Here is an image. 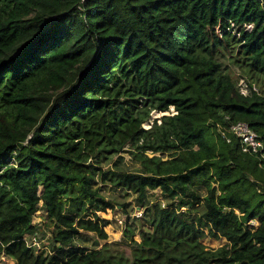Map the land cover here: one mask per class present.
Wrapping results in <instances>:
<instances>
[{
	"label": "trees",
	"instance_id": "trees-1",
	"mask_svg": "<svg viewBox=\"0 0 264 264\" xmlns=\"http://www.w3.org/2000/svg\"><path fill=\"white\" fill-rule=\"evenodd\" d=\"M239 121L262 151L241 152L227 133ZM99 185L142 214L90 249L75 243L106 241L98 213L114 210ZM42 209L47 255L23 241ZM0 257L264 264V0H0Z\"/></svg>",
	"mask_w": 264,
	"mask_h": 264
},
{
	"label": "rangeland",
	"instance_id": "rangeland-1",
	"mask_svg": "<svg viewBox=\"0 0 264 264\" xmlns=\"http://www.w3.org/2000/svg\"><path fill=\"white\" fill-rule=\"evenodd\" d=\"M231 74L234 78H238V85L239 88H241L243 91L245 90L244 83L245 79L243 78V82H240V79H242L241 70L238 69L236 66H231L230 68ZM246 84V83H245ZM256 87V86H255ZM258 88V87H256ZM259 89V88H258ZM260 90V89H259ZM155 118H159L158 115L152 114L150 119L143 124V128L148 129L149 127L153 126L152 121ZM128 151V150H126ZM155 156H159V154H155ZM163 156V155H162ZM164 159L167 158V156H163ZM115 160V158H113ZM121 167L122 169L126 171H135L136 167L133 165V163L130 162V156L128 152H125L122 154V161H121ZM97 188L100 190V196L107 201L108 203L112 204L114 206V210L106 211L105 213H98V215L101 218L107 219L110 221L111 225L108 228V230L105 232L108 235V239L106 241H98L94 235L92 234H83L84 236L79 237V240L76 241L75 244L82 245L87 248H96L97 246L100 247L105 243H113L117 242L120 239L122 227L117 224V219H126L128 218L130 221H132L133 217H136L137 214L141 215L142 211L135 206L134 198L133 196L127 195L123 190L113 189L109 185H99ZM150 194H153L150 195ZM149 199L153 201H159L163 202L160 197L159 190H155L153 192H150L148 194ZM139 217V216H137ZM254 225H257L256 221H253ZM33 225L36 226V233L31 234L27 241L33 243L35 245L33 249L36 251L37 249L44 252L46 255L49 254L50 249V235L52 231V225L50 222L46 219V212L44 210H40L39 216L35 217L33 219ZM139 229V228H138ZM135 241H139V236L136 235L134 237ZM225 240H215L212 238H205L202 240V244L207 249H217L222 247L225 244ZM121 252H123L126 256L129 255V251L126 248H120ZM5 260L0 258V264H4Z\"/></svg>",
	"mask_w": 264,
	"mask_h": 264
},
{
	"label": "built area",
	"instance_id": "built-area-1",
	"mask_svg": "<svg viewBox=\"0 0 264 264\" xmlns=\"http://www.w3.org/2000/svg\"><path fill=\"white\" fill-rule=\"evenodd\" d=\"M252 27L253 26L251 24L246 25L245 30L251 31ZM240 82H243V80H240ZM238 87H239V85H238ZM244 87H245L244 91L241 88H239V90H240L241 94L246 95L247 93H249V90H248L247 85L245 83H244ZM252 89H253V91L256 90L254 86L252 87ZM227 133L231 134V136H233L239 142L240 150L244 154H256V153L263 150V144L260 141L258 135L245 122L239 121V122L231 123L227 128ZM220 134H221V136L224 135V133H222V130L220 131ZM226 141L230 142V138H226ZM162 206H164V204H162ZM137 216L140 217L141 215L137 214ZM32 224H33V221H32ZM117 224L119 226L123 227L124 220L117 219ZM249 224L254 225L253 221H251ZM29 236L30 235L26 234L23 238V241L25 242V244L28 247L33 248L35 245H33V243L27 241V238ZM0 258L1 259L3 258L5 260L4 257H0Z\"/></svg>",
	"mask_w": 264,
	"mask_h": 264
},
{
	"label": "clouds",
	"instance_id": "clouds-1",
	"mask_svg": "<svg viewBox=\"0 0 264 264\" xmlns=\"http://www.w3.org/2000/svg\"><path fill=\"white\" fill-rule=\"evenodd\" d=\"M141 217V216H140ZM137 218H139V217H137ZM123 228V227H122Z\"/></svg>",
	"mask_w": 264,
	"mask_h": 264
}]
</instances>
